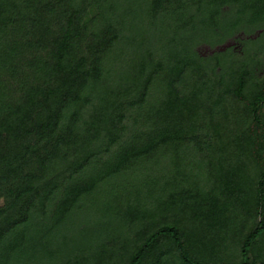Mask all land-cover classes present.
Returning <instances> with one entry per match:
<instances>
[{
	"label": "rangeland",
	"instance_id": "obj_1",
	"mask_svg": "<svg viewBox=\"0 0 264 264\" xmlns=\"http://www.w3.org/2000/svg\"><path fill=\"white\" fill-rule=\"evenodd\" d=\"M262 182L264 0H0V264H241Z\"/></svg>",
	"mask_w": 264,
	"mask_h": 264
},
{
	"label": "trees",
	"instance_id": "obj_2",
	"mask_svg": "<svg viewBox=\"0 0 264 264\" xmlns=\"http://www.w3.org/2000/svg\"><path fill=\"white\" fill-rule=\"evenodd\" d=\"M257 205L259 208L263 209V216L256 228L253 229L245 238L241 246V264H248V252L253 245V243L264 234V183L262 182L257 191ZM170 237L181 257L187 261L189 264H201L197 261H194L187 253L186 245L181 239L179 232L172 226H163L157 229L153 234L149 236V238L145 241L144 245L137 252L132 264H139L144 258L146 252L150 249V247L158 240L160 237Z\"/></svg>",
	"mask_w": 264,
	"mask_h": 264
}]
</instances>
